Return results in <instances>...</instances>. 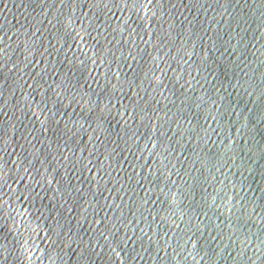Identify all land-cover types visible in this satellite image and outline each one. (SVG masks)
<instances>
[{"label":"water","instance_id":"95a60500","mask_svg":"<svg viewBox=\"0 0 264 264\" xmlns=\"http://www.w3.org/2000/svg\"><path fill=\"white\" fill-rule=\"evenodd\" d=\"M0 264H264V0H0Z\"/></svg>","mask_w":264,"mask_h":264}]
</instances>
